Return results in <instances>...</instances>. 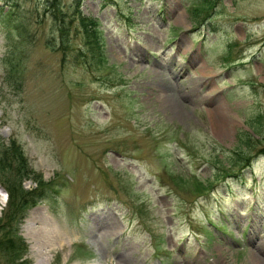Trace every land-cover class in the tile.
Masks as SVG:
<instances>
[{"label": "rangeland", "instance_id": "obj_1", "mask_svg": "<svg viewBox=\"0 0 264 264\" xmlns=\"http://www.w3.org/2000/svg\"><path fill=\"white\" fill-rule=\"evenodd\" d=\"M42 1L0 24V148L36 172L0 171V264H264V0H78L90 66Z\"/></svg>", "mask_w": 264, "mask_h": 264}, {"label": "trees", "instance_id": "obj_2", "mask_svg": "<svg viewBox=\"0 0 264 264\" xmlns=\"http://www.w3.org/2000/svg\"><path fill=\"white\" fill-rule=\"evenodd\" d=\"M44 11H48L50 16L53 17V19H57L60 17L57 22V29L59 31V39L62 45L66 43L65 39L66 37L63 36L65 35V25L66 22L64 20V13L60 8L58 0H43L42 1ZM79 2L78 0L75 1V8L74 12H72L71 17L74 19L78 20V25L81 26V38L83 40V45L86 46L84 51L81 53L82 61L83 63H86L87 66L92 65L90 61L98 57V53H102L99 46H100V39H99V34L96 32V26H95V19L94 18H88V20L85 22V18L83 15L80 14V11L78 10ZM19 3L18 0H0V24L1 26L6 30L5 31V38L6 40L10 41L11 47H15V40L13 42L12 36L10 32L16 33V35H20L21 30L20 26L22 23L19 20ZM71 18V19H73ZM89 28V29H87ZM90 30V32L88 31ZM65 37V38H63ZM99 45V46H98ZM98 52V53H97ZM90 64V65H89ZM9 166V167H15V173L19 176L21 175H27L29 172H34L32 168L28 165L27 159L23 155L22 149L20 145L13 139L11 138L9 140L8 145L2 146L0 148V171L5 172L4 167ZM36 175H40V173H37ZM20 178V177H19ZM3 182V180H1ZM12 183V182H11ZM8 183V189L10 194L14 197L15 192L14 188L12 187V184ZM38 188H43V183L42 180L38 181ZM5 184V182H4ZM19 187V186H18ZM21 187V186H20ZM19 187V192L18 194H22L21 200H19V207L24 208L27 205V202H29V198L32 199L35 196L40 195V192H33V191H23ZM30 192H33L30 195ZM33 200V199H32ZM21 244L20 241L17 240H10L9 241V246L11 248V251L8 253L12 255L14 252L20 251L17 249L16 245ZM10 250V249H9Z\"/></svg>", "mask_w": 264, "mask_h": 264}, {"label": "bare ground", "instance_id": "obj_3", "mask_svg": "<svg viewBox=\"0 0 264 264\" xmlns=\"http://www.w3.org/2000/svg\"><path fill=\"white\" fill-rule=\"evenodd\" d=\"M218 118H219V115H218ZM219 121H220V124L222 125V126H228L229 124H231V123H234V119H233V117L232 116H230V114H224V115H222V116H220V118L218 119ZM49 233H47V235H48ZM52 237V238H51ZM47 240V242L49 243V244H55V245H57V247H62V246H64L65 244H64V239H63V237L62 236H60V235H58L57 233H55V234H53V235H50V238H47L46 239ZM64 244V245H63ZM61 249V248H60ZM38 254H40V253H38ZM46 254V253H45ZM45 254H43V255H45ZM42 255V254H41ZM42 255V256H43ZM253 258H255V257H253L252 255L250 256V262H249V264H259V262H257V261H255ZM46 259V258H45ZM45 261V260H44ZM46 262H48V259H47V261ZM38 264H41V261H39L38 260V262H37ZM49 263V262H48ZM45 264V263H44ZM47 264V263H46Z\"/></svg>", "mask_w": 264, "mask_h": 264}]
</instances>
